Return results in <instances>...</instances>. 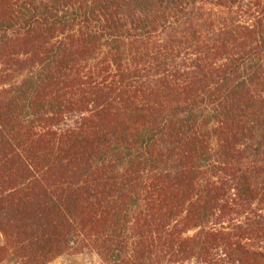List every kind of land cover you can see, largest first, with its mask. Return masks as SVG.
Wrapping results in <instances>:
<instances>
[{
	"label": "trees",
	"instance_id": "obj_1",
	"mask_svg": "<svg viewBox=\"0 0 264 264\" xmlns=\"http://www.w3.org/2000/svg\"><path fill=\"white\" fill-rule=\"evenodd\" d=\"M0 264H264V0H0Z\"/></svg>",
	"mask_w": 264,
	"mask_h": 264
},
{
	"label": "rangeland",
	"instance_id": "obj_2",
	"mask_svg": "<svg viewBox=\"0 0 264 264\" xmlns=\"http://www.w3.org/2000/svg\"><path fill=\"white\" fill-rule=\"evenodd\" d=\"M11 260L3 263L10 264ZM14 263L15 261L12 260ZM16 264V263H15ZM52 264H103L101 259L91 252L77 253L75 250L58 258Z\"/></svg>",
	"mask_w": 264,
	"mask_h": 264
},
{
	"label": "crops",
	"instance_id": "obj_3",
	"mask_svg": "<svg viewBox=\"0 0 264 264\" xmlns=\"http://www.w3.org/2000/svg\"><path fill=\"white\" fill-rule=\"evenodd\" d=\"M3 245V240H2V238L0 237V246H2ZM16 262H12V260H11V262H10V264H15ZM17 264V263H16ZM52 264V263H51Z\"/></svg>",
	"mask_w": 264,
	"mask_h": 264
}]
</instances>
